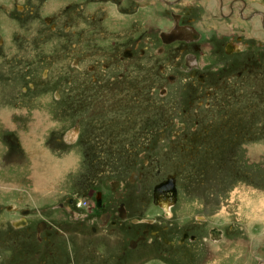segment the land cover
I'll list each match as a JSON object with an SVG mask.
<instances>
[{
	"label": "rangeland",
	"instance_id": "1",
	"mask_svg": "<svg viewBox=\"0 0 264 264\" xmlns=\"http://www.w3.org/2000/svg\"><path fill=\"white\" fill-rule=\"evenodd\" d=\"M234 1L0 0V264H122L136 225L100 224L101 192L170 240L131 264H264V0ZM176 26L199 39L166 47ZM75 197L102 213L91 245L58 210Z\"/></svg>",
	"mask_w": 264,
	"mask_h": 264
},
{
	"label": "flooded vegetation",
	"instance_id": "2",
	"mask_svg": "<svg viewBox=\"0 0 264 264\" xmlns=\"http://www.w3.org/2000/svg\"><path fill=\"white\" fill-rule=\"evenodd\" d=\"M162 1L164 2V0H162ZM171 1L172 0H168V2H170L171 5H173V4L177 5V4H180V2H181V0H174L173 2H171ZM218 1H219L218 2L219 6L224 7L223 0H218ZM236 1L237 0H235L233 3L231 2L232 4L230 5V9H229L231 14L234 12V3ZM238 1L243 2V0H238ZM243 8L245 9V5L243 6ZM253 14H254V11L251 13L250 17ZM173 16H174L175 20H176V18H178L179 19L178 21L183 19V15H181V13L180 14L178 13V14H176V16L175 15H173ZM0 28H2V27L0 26ZM177 28H179V26H176V30H177ZM182 28H187V30L188 29L192 30V32L194 34H196V32H197V30H195L194 28H191L190 26H186V27L182 26ZM5 30L8 32V29L5 28ZM161 33H164V32H161ZM197 35H198V33H197ZM159 37H160V35H159ZM179 38L180 39H178L177 41H176V39H177L176 38L174 41H171L169 43L163 42L161 39L160 40L162 41V43L166 47H170L179 41H184V42L195 41L196 42V40L199 39V35H198L197 39H189V38L184 39L180 36H179ZM160 51L161 50L159 49L158 52H160ZM128 56H129V54H128ZM192 62H194V61H192ZM186 66H187V68H189V65L187 62H186ZM170 79L173 80L174 77H170ZM136 179H138V177L137 178L135 177V180ZM116 190L117 189L115 188V191ZM115 191L111 189V194L113 196L115 194ZM177 193H178V190H177L176 184L174 182V178L172 176H170L167 178V180L162 181V182H160L154 186L153 190H151V196H152L151 199H152V201L154 200V202H155V197L157 196L156 198H158V201L161 204L159 206H161V208H168V207L170 208V207H172L173 199L176 198V201H177ZM76 196L79 197L78 195H76ZM77 197H75V199H69L68 198L64 204H62V203L58 204V210L66 213L71 222H75V223L77 222L78 223L77 236L81 240H83V244H84L83 246H85L87 244L91 245L92 243H89V241H86L89 237L88 235H92L91 241L93 242L94 236L96 234H98L99 232L101 233L103 229H99L102 227H98V226L93 227V224L91 225L90 221L92 223L95 220H99L102 213H100L99 217H98L99 214L96 215V213H95L93 216H96L97 218L92 219V220H88L84 216L82 210L80 211L77 209L78 206H80L79 201H77V200H79V198H77ZM118 197L119 196L117 195V197H115V199L113 198L110 200V199H108V197L103 192H101V193H98V195H96V196L94 195V200H93L95 208L98 211H100L101 209H107L108 208V213L103 217V219L102 218L100 219V220H102L101 221L102 223H100V224L105 225V224H103V222L104 223L109 222L110 224H112L113 227H111L112 229H110L109 231H110V233H113V235H115V233L117 231H119L118 233H122L124 227L127 226L126 225L127 222H129V224L136 225L135 228H133L132 226L129 225L130 227H128V230L130 232V234H129L130 238L129 239L127 238L128 241L126 242V246H125L127 251L123 248L122 257L119 258L118 261H122V264H128L129 254L132 252V251H128L129 250L128 247L131 246L133 249L136 250V249L140 248V243H142L143 245L145 244V246L147 247V250L149 249L148 250L149 252L154 253V251L157 250V254H159L160 253L159 248L161 247V245L163 246L165 244V241H166V243H170V240L166 239V237L163 235V230H160L159 226H161V223L158 222L156 219H154V221L152 220L151 222L147 220L148 222L144 221L141 223H134V221L131 220V218H132L131 217V211H130L127 203L125 201L118 200L120 198V197L119 198ZM122 199H124V196H122ZM116 200H118V201L115 203L114 201H116ZM165 215L168 216L167 218H172V215L170 214L169 211L168 212L166 211ZM25 221H26V219H25ZM137 222H139V221H137ZM123 223H125V226H123ZM139 224L141 225V227L137 226ZM25 225H27V222ZM216 229H218V228H216ZM52 230H53V227L51 225H49L47 222H40L38 225L35 226V233L40 231L39 232L40 237L38 238L39 240H43V239L45 240L46 236L51 237L52 236V233H51ZM218 230H220V229H218ZM209 231L210 230L208 229L206 232L207 239H209L208 238V236H209L208 232ZM220 231L222 233L221 237H223L224 236L223 231L222 230H220ZM58 234L64 235V236L66 235L62 230H60V228H58ZM42 237H44V238H42ZM150 239H153V244L158 245V248L152 249L150 246H148V245H151L150 243L152 242V240H150ZM209 241H211V240H209ZM102 242H103V240H102ZM102 242H101V244H102ZM212 243H214V242H212ZM113 245H116V244H113ZM83 246H81V247H83ZM92 248H93V245H92ZM91 251H93V250H91ZM93 259H94V257H93ZM103 259H104V257H103ZM132 262L133 261H130V264ZM88 263H92V262H88Z\"/></svg>",
	"mask_w": 264,
	"mask_h": 264
},
{
	"label": "water",
	"instance_id": "3",
	"mask_svg": "<svg viewBox=\"0 0 264 264\" xmlns=\"http://www.w3.org/2000/svg\"><path fill=\"white\" fill-rule=\"evenodd\" d=\"M197 39L198 35L194 34L192 30H187V28H176L170 31L168 34L161 33L160 38L163 42H171L176 39V37ZM210 237H213L216 241L221 239V232L215 227L211 228L209 231Z\"/></svg>",
	"mask_w": 264,
	"mask_h": 264
},
{
	"label": "crops",
	"instance_id": "4",
	"mask_svg": "<svg viewBox=\"0 0 264 264\" xmlns=\"http://www.w3.org/2000/svg\"><path fill=\"white\" fill-rule=\"evenodd\" d=\"M194 1H196V0H194ZM164 3H165V0H164ZM180 4H181V3H180ZM192 8H193V7H192ZM206 8H207V5H205V10H206ZM212 8H213V7H212ZM188 9H189V10L186 12L185 15L190 14L191 12H193V11L195 10V9H191L190 7H188ZM209 10H210V7H209ZM189 12H190V13H189ZM205 14H207V13H205ZM104 241H105V243L108 242V241H106V240H104ZM219 241H220V240H219ZM103 247H104V248H103ZM102 250H104V251L107 250V245H106V246L103 245V246H102ZM107 252H108V251H107ZM107 252H106V253H107ZM85 264H86V263H85Z\"/></svg>",
	"mask_w": 264,
	"mask_h": 264
},
{
	"label": "bare ground",
	"instance_id": "5",
	"mask_svg": "<svg viewBox=\"0 0 264 264\" xmlns=\"http://www.w3.org/2000/svg\"><path fill=\"white\" fill-rule=\"evenodd\" d=\"M176 38L178 39L179 37H176ZM173 41H174V40H173ZM166 43H168V42H166ZM42 159H43V158H42ZM224 237H225V234H224ZM224 237H221V239H223ZM221 239H220V240H221ZM222 241H223V240H222ZM222 241H221V242H222ZM213 242H218V241H213ZM221 242H220V243H221ZM220 243H219V244H220Z\"/></svg>",
	"mask_w": 264,
	"mask_h": 264
}]
</instances>
